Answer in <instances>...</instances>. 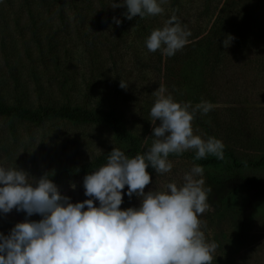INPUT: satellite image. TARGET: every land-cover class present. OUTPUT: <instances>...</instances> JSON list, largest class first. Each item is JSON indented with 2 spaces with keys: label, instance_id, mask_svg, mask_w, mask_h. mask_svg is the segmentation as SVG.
<instances>
[{
  "label": "rangeland",
  "instance_id": "obj_1",
  "mask_svg": "<svg viewBox=\"0 0 264 264\" xmlns=\"http://www.w3.org/2000/svg\"><path fill=\"white\" fill-rule=\"evenodd\" d=\"M113 3L119 0H0L2 100L32 111L70 106L116 115L138 139L139 153L152 143L149 111L159 85L181 103L211 102L214 108L207 115L197 113L192 127L194 134L225 145L224 159L207 156L217 163L203 167L211 192L200 219L207 240L218 245L212 264H264V189L228 193L209 180L264 181V167H253L264 159V0H168L163 14L131 20L123 15L126 6L113 8ZM173 14L190 31L188 43L172 57L149 52L146 37ZM113 17L120 25L112 23ZM228 34L234 39L224 47ZM38 44L44 56L36 52ZM121 81L127 88L120 87ZM113 147L107 125L0 118V163L37 179L43 172L92 163ZM230 151L241 169L234 167ZM169 160L172 170L156 174L145 192L180 184L184 173L199 165ZM84 177L60 184L59 192L73 203L88 199ZM138 206V197L123 196L121 209ZM26 218L41 219L13 209L0 215V232L8 234Z\"/></svg>",
  "mask_w": 264,
  "mask_h": 264
},
{
  "label": "clouds",
  "instance_id": "obj_2",
  "mask_svg": "<svg viewBox=\"0 0 264 264\" xmlns=\"http://www.w3.org/2000/svg\"><path fill=\"white\" fill-rule=\"evenodd\" d=\"M167 2L119 0L112 7L126 6L128 20L137 15L143 19L163 14ZM112 23L118 26L121 20L113 17ZM190 35L173 14L150 32L144 45L149 52L172 57ZM233 39L228 34L224 47ZM120 87L127 88L122 81ZM152 95L151 145L135 156L114 147L106 162L83 178L89 198L82 202L62 195L49 173L37 179L16 165L0 163V215L15 209L26 217H41L16 223L8 234L0 232V264H212L218 245L207 240L200 219L211 192L202 178L203 167L194 164L180 184L168 182L147 192L145 186L151 180L149 167L156 174L172 170L170 154L193 151L195 160L224 159L223 142L196 135L192 127L196 114L207 115L214 105L176 101L163 84ZM124 195L138 197L139 206L121 209Z\"/></svg>",
  "mask_w": 264,
  "mask_h": 264
},
{
  "label": "trees",
  "instance_id": "obj_3",
  "mask_svg": "<svg viewBox=\"0 0 264 264\" xmlns=\"http://www.w3.org/2000/svg\"><path fill=\"white\" fill-rule=\"evenodd\" d=\"M211 44L212 43L207 42L208 46H210ZM34 48L36 49V52H38L39 55L41 56L45 55L39 44L35 45ZM1 54L2 53L0 52V55ZM54 54H53V58L56 61H58L59 56L56 55V52H54ZM220 56H221L220 48H218L216 58L219 59ZM3 58L5 60L7 59L6 53L3 54ZM0 118L5 119L7 121L22 120V121L33 122L36 124H41L42 122L50 118H57L72 122H83V123H90L95 125H107L113 131L115 137V148L121 149L122 151L125 152L126 155H130V156H135L137 153L140 152V148H141L138 139L127 129L125 124L116 115L113 114L98 115L93 111H89L82 108H72L70 106H63L61 108L46 107L38 111H32L26 109L20 104L9 105L5 103L0 96ZM113 148L107 150L103 155L96 158L92 163H89L87 165L74 166L70 169L62 170L57 173H49L50 178L57 186H59L60 184L68 180L90 174L92 171H94L95 168L99 167L100 165L106 162V157L112 151ZM229 155L233 161L234 167L236 169H241V167L237 162L235 154L230 151ZM169 157L181 161L183 160L187 162L188 161L195 162L201 165L202 167L210 164L216 165L217 163L216 161H208L207 158L195 160L194 154H181L179 156L175 154H170ZM260 166L264 167V159H262L261 162L253 165V167H260ZM146 170L150 173L151 179L154 176H156L154 169H152L151 167H149ZM46 173L48 172H43L42 175ZM209 180L213 186L219 187L220 189H224L228 193L235 192L242 188L264 189V181L246 179L243 177H234L228 180H222L220 178H211Z\"/></svg>",
  "mask_w": 264,
  "mask_h": 264
}]
</instances>
